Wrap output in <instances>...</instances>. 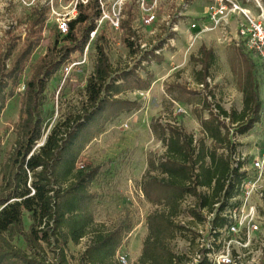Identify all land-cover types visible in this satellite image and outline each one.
Here are the masks:
<instances>
[{
    "label": "rangeland",
    "instance_id": "374dc122",
    "mask_svg": "<svg viewBox=\"0 0 264 264\" xmlns=\"http://www.w3.org/2000/svg\"><path fill=\"white\" fill-rule=\"evenodd\" d=\"M88 1L90 12L98 2L102 17L95 19L96 28L84 50L72 53L48 82L42 111L44 137L37 147L44 143L57 122L83 110L87 81L96 65L97 46L104 47L116 70L115 76L119 77L117 84L123 85L114 97L122 104L118 110L107 111L92 125L82 128L64 150L61 169L77 153L74 170L89 175L85 183L90 198L87 209L96 223L123 231L117 259L122 255L128 264H133L140 257L148 235L147 216L155 209L141 192L139 182L148 169L150 155L165 151L152 133V122L159 118L176 120L196 139H201L204 135L200 117H208L211 112L219 114V106L239 112L243 108L241 88L249 59L259 85L264 82V69L255 56L226 40L222 29L214 28L208 18L209 0H0V55L9 50L16 52L34 38L39 43L20 82L17 85L9 82L2 100L0 193L7 188L3 172L19 137L25 82L49 49L73 46L62 41L67 32H61L59 26L76 17L77 6ZM250 6L257 12L254 5ZM44 10V24L33 26V18ZM116 17L120 18L119 29L112 23ZM193 23L199 25L198 29H191ZM206 27L208 30L202 31ZM33 30L40 31L36 37L31 36ZM203 46L212 49L216 58L204 87L197 84ZM11 63L7 61V68H11ZM131 72L149 82L148 88H139L133 73V79L125 83L123 74ZM236 128L231 127V138L237 144L235 156L247 154L245 164L250 166L252 151L262 147L264 110L260 122L249 133L234 136ZM252 205L258 208L260 231L247 238L242 233L219 235L220 244L216 246L219 264L227 256L233 259L241 256L244 264H260L263 260L264 200L255 195ZM24 222L28 229L32 222L28 213ZM195 230L204 238V244L209 243L212 238L209 229L201 226ZM89 242V237H85L79 245L70 243L68 253L80 256ZM14 244L25 248L21 239L16 238ZM171 246L178 253L194 255L185 235L177 236ZM46 256L52 261L58 252H48Z\"/></svg>",
    "mask_w": 264,
    "mask_h": 264
},
{
    "label": "trees",
    "instance_id": "16d2710c",
    "mask_svg": "<svg viewBox=\"0 0 264 264\" xmlns=\"http://www.w3.org/2000/svg\"><path fill=\"white\" fill-rule=\"evenodd\" d=\"M90 3L79 4L77 16L68 22L62 41L73 46L49 49L25 82L19 137L3 172L7 188L0 193V264H120L117 251L123 231L94 221L87 209L90 198L85 191L89 175L74 170L77 153L61 169L64 150L82 128L92 125L101 114L118 110L122 104L114 97L123 85L117 84L119 77L115 76L116 70L104 47L97 46L96 65L87 81L83 110L57 122L37 147L44 137L42 111L48 82L72 53L84 50L96 28L95 19L102 15L98 2L92 12ZM45 13L44 10L35 16L32 25H43ZM37 32L40 31L33 30L31 36L36 37ZM38 44L34 38L18 51L0 55V110L9 82H20ZM200 55L202 69L197 84L206 82L216 60L214 51L204 46ZM7 61L12 62L11 68H7ZM251 62L249 59L241 88L242 110L228 111L219 106V114L211 112L208 117H200L203 138L196 139L176 120L159 118L152 122V133L165 151L150 155L148 169L139 182L144 197L155 209L147 216L148 235L133 264H187L190 254L178 253L171 246L179 235L186 236L192 254L203 253L199 264H210L207 251L200 248L201 234L195 227L206 229L214 213L217 215L213 230L223 229L231 222L227 212L238 205L232 201L238 197L237 186L244 178L239 168H232L237 144L231 138V127H237L234 136L248 132L260 122L264 110ZM132 73L139 88H148L150 83L134 72L123 74L125 83L133 79ZM26 213L32 221L28 229L24 222ZM85 237L90 239L85 251L78 257L70 255L69 244L79 245ZM16 238L22 240L24 249L14 244ZM48 252H58V257L51 261L46 256ZM260 264H264V258Z\"/></svg>",
    "mask_w": 264,
    "mask_h": 264
},
{
    "label": "built area",
    "instance_id": "2783aa9c",
    "mask_svg": "<svg viewBox=\"0 0 264 264\" xmlns=\"http://www.w3.org/2000/svg\"><path fill=\"white\" fill-rule=\"evenodd\" d=\"M253 3L257 12L248 6ZM208 18L214 24V28L223 30V34L229 42H233L237 47L243 49L247 54H251L260 58L264 65V4L263 0H209L207 4ZM102 17V16H101ZM236 19L237 27L233 34L231 29V20ZM112 23L116 29L120 27V18L112 19ZM68 21L60 24V31L66 33L68 31ZM199 25L193 23L191 29L197 28ZM208 28H202L206 31ZM204 87V84H201ZM246 155L234 158L233 169L239 168L244 174V178L239 184V195L233 201L238 202L232 210H228L231 222L223 229L213 230L212 222L216 213L212 214L206 225L209 229L211 240L204 244V238H200V248L206 250L207 260L210 264H219V258L216 255V246L219 247V235L228 233L229 235H240L241 233L247 238L252 233L260 231L258 222V208L252 205L253 198L258 195L264 200V136L262 138V147L257 154L253 156L250 166L245 164ZM219 208V204L216 205ZM203 253L197 252L190 256L187 264H199L203 261ZM120 264H128L125 256H119ZM244 264L241 256L231 258L224 257L220 264Z\"/></svg>",
    "mask_w": 264,
    "mask_h": 264
},
{
    "label": "crops",
    "instance_id": "0c3cea01",
    "mask_svg": "<svg viewBox=\"0 0 264 264\" xmlns=\"http://www.w3.org/2000/svg\"><path fill=\"white\" fill-rule=\"evenodd\" d=\"M244 3H245V0H242ZM250 5H253V3H248V6L249 7H251ZM252 8V7H251ZM199 27V26H198ZM236 27H237V22H236V19H234V20H231V29H232V33L234 34L235 33V31H236ZM207 28V27H206ZM251 56V55H250ZM252 57V56H251ZM254 58H256L255 60H256V62L258 63V64H260L262 67H263V69H264V65H263V63H262V61L260 60V58H258V57H254ZM260 97H261V100H262V103H263V105H264V82H263V84L261 83V85H260ZM226 109V108H225ZM227 110V109H226ZM242 110V109H241ZM240 110V111H241ZM229 111V110H228ZM252 130V129H251ZM250 132V130L248 131V133ZM251 151V150H250ZM257 152L258 151H256V152H254V151H252V154H253V156L254 155H256L257 154ZM249 153H251V152H249ZM244 155H247V154H244ZM253 156H252V158H253ZM140 187V186H139ZM140 190H141V188H140ZM141 192H142V190H141ZM143 193V192H142ZM144 195V194H143Z\"/></svg>",
    "mask_w": 264,
    "mask_h": 264
}]
</instances>
